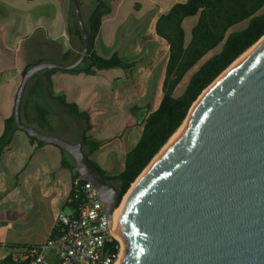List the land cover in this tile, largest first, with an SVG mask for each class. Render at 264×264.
Returning a JSON list of instances; mask_svg holds the SVG:
<instances>
[{
	"label": "crops",
	"instance_id": "obj_1",
	"mask_svg": "<svg viewBox=\"0 0 264 264\" xmlns=\"http://www.w3.org/2000/svg\"><path fill=\"white\" fill-rule=\"evenodd\" d=\"M186 1L79 0L84 24L97 6L98 12L102 13L89 51L106 59L117 54L125 62L134 61L135 66L131 70L121 69L119 74L108 75L106 83L95 79L102 75L103 70L96 71L94 75L57 71L41 74L38 78L44 83L43 91L30 102L45 104L55 114L54 117L68 119L69 115L52 99L64 98L65 102L76 104L80 111L88 113L94 128L87 133L89 136L113 138L92 154L100 159L99 166L108 176L122 171L113 174L105 167H115L120 160L123 164L125 153L140 137L141 123L157 109L161 99L168 45L155 34L156 20L174 4ZM104 6L107 11L103 12L101 8ZM262 13L264 3L256 15ZM197 20V15L183 20L184 46L190 42L191 30ZM75 21L73 0H0V139L5 120L13 116L23 71L28 66L44 62L69 65L79 57L82 48L74 33ZM187 22L190 36L187 35ZM244 23L248 24V20L232 26L227 33L243 30L246 28ZM161 52L166 55L158 77ZM152 80L155 84L153 108L147 101ZM32 85L33 82L28 83L24 98ZM32 91L29 90L28 95L32 96ZM49 119L51 126L57 127L53 116ZM94 124H99V131ZM31 126L38 128L35 122ZM70 162V157L57 146L39 145L18 130L12 133L8 143H0V264H6V258L17 262L13 257L15 251L46 242L57 215L71 212L67 204L74 179ZM42 220L45 223L42 234L22 233L24 227Z\"/></svg>",
	"mask_w": 264,
	"mask_h": 264
},
{
	"label": "water",
	"instance_id": "obj_2",
	"mask_svg": "<svg viewBox=\"0 0 264 264\" xmlns=\"http://www.w3.org/2000/svg\"><path fill=\"white\" fill-rule=\"evenodd\" d=\"M73 6L83 42L79 57L69 65L31 66L17 90L13 118L28 136L72 158L74 171L96 188L111 222L118 192L89 165L82 143L67 142L21 120L25 90L36 73L72 70L88 55L90 38L79 0ZM261 39L207 90L188 113L183 130L132 191L117 221L123 244L120 264H264Z\"/></svg>",
	"mask_w": 264,
	"mask_h": 264
},
{
	"label": "trees",
	"instance_id": "obj_3",
	"mask_svg": "<svg viewBox=\"0 0 264 264\" xmlns=\"http://www.w3.org/2000/svg\"><path fill=\"white\" fill-rule=\"evenodd\" d=\"M263 3L264 0H187L185 3L174 4L167 13L158 17L155 23V34L168 45V58L161 86V99L157 109L150 112L141 123L142 130L140 137L134 147L125 153L123 169L115 176H108L102 167L89 158L93 153L113 141V138L96 140L92 136H89L87 133L91 130L92 126L88 113L80 111L76 104L65 102L64 98L52 97L56 105L64 110L80 126L79 141L82 143L83 148H85V157L89 165L105 181L111 180L115 183L118 189L119 202L132 183L135 182L138 176L183 124L190 108L201 93L237 58L264 36V13L256 15V12L262 7ZM97 9L98 6L92 12L89 21L85 23L89 33L90 47L92 46L94 36L98 32L102 16V13L98 12ZM101 9H103V12L107 11L105 6ZM196 15L198 16V20L191 30L190 42L187 46H184L182 22L185 18ZM243 20H248L246 28L238 32L227 33L229 28ZM74 33L78 37L82 48V35L77 21L74 24ZM219 45H221L220 51L198 67L190 76L183 92L175 97L173 92L186 73L202 57ZM134 66V61L125 62L117 54H113L110 58L106 59L96 56L89 51L83 63L77 68L69 71L60 69L40 71L29 81L30 83L33 82L32 87L29 88V90H33L32 96H30V93L28 95V90L21 105V120L28 126H31L35 122L38 128L31 127L46 134L51 132L50 135H54V132L60 131L62 127H58L59 125L63 126L65 124V118L54 117L55 114L51 112L47 105L30 102L33 97L37 98L43 91L44 83L38 81L41 74L62 71L94 75L98 70L113 68L131 70ZM30 67L28 66L23 71V75ZM50 116H53L57 127L51 126ZM16 130L24 132L17 128L14 118L11 116L5 120L4 133L0 139V143H8L12 133ZM28 138L39 145L45 144L33 137L28 136ZM60 150L68 155L62 149ZM70 160L69 168L73 171L74 178H77L79 175L74 171V163L71 157ZM74 196L75 193L71 187L67 199V204L70 207L78 201H75ZM4 262L6 264H23L13 262L9 258H6Z\"/></svg>",
	"mask_w": 264,
	"mask_h": 264
},
{
	"label": "built area",
	"instance_id": "obj_4",
	"mask_svg": "<svg viewBox=\"0 0 264 264\" xmlns=\"http://www.w3.org/2000/svg\"><path fill=\"white\" fill-rule=\"evenodd\" d=\"M71 187L75 201L78 200L71 212L57 215L46 242L15 251V261L50 264L51 254L55 264H118L123 244L114 234L113 217L110 222L96 188L80 177L73 179Z\"/></svg>",
	"mask_w": 264,
	"mask_h": 264
},
{
	"label": "rangeland",
	"instance_id": "obj_5",
	"mask_svg": "<svg viewBox=\"0 0 264 264\" xmlns=\"http://www.w3.org/2000/svg\"><path fill=\"white\" fill-rule=\"evenodd\" d=\"M189 20H193V19H189ZM189 22V21H188ZM188 22L186 23V29H187V35L190 36V30H188ZM247 23H244V26L246 27ZM221 47H217L216 49H214L213 51L209 52L202 60H200V62L198 64H196V66H194L185 76L184 78L182 79V81L180 82V84L177 86V88L175 89L174 91V96L177 97L179 96L190 76L192 75L193 72H195L197 70V68L200 66V64L202 62H204L205 60H207L208 58H210L212 55L218 53L220 51ZM164 55H166V53H163L161 52L160 53V56H161V61H160V67L158 69V77H159V74H161L162 72V59L164 57ZM122 70L121 69H112L111 71L109 70H103L102 72V75H98L96 76V80H98L100 83H106L107 80H108V75L111 74L114 75V74H119L121 73ZM157 83V81H156ZM153 88H155V84H153V80H152V83H151V88L149 90V93H148V105L149 107L153 108L154 104H155V92H152L153 91ZM92 125V124H91ZM58 127H62L60 129V131L58 132H54V136L55 137H58L60 139H63L67 142H70V143H77V142H80L79 141V138H80V126L76 123V121L74 119H72L71 117H69L68 119H65V124L63 126L59 125ZM94 127L95 129H97L98 131L100 130L99 129V124H94ZM91 129H94L93 127H91ZM94 138V136H92ZM108 137V136H106ZM96 140H101L102 138L98 137V138H94ZM83 150L85 151V148H83ZM92 161H94L95 163H97L98 165H100V159H98V157L96 156H93L91 155L89 157ZM120 164H118L117 166L115 167H105V169L109 172V173H113V174H117L120 170L123 169V164L121 162V160L119 161ZM122 201V199H121ZM47 217V216H46ZM44 227H45V223L44 221L42 220L41 222H33L31 224L30 227H24V229H22V233L23 234H29V235H36V234H42L44 232ZM48 262L50 264H55V260H54V256H52L51 254H48Z\"/></svg>",
	"mask_w": 264,
	"mask_h": 264
},
{
	"label": "bare ground",
	"instance_id": "obj_6",
	"mask_svg": "<svg viewBox=\"0 0 264 264\" xmlns=\"http://www.w3.org/2000/svg\"><path fill=\"white\" fill-rule=\"evenodd\" d=\"M262 40V39H261ZM258 44V43H257ZM256 45L252 46L250 49H248L245 53H243L239 58H237L207 89H205L201 95L198 97V99L194 102V104L192 105V107L189 110V114L192 112V110L195 108V106L198 104V102L202 99V97L206 94L207 90H209V88H211V86L213 84H215L217 82V80L223 76L227 71H229L235 64H237L238 62H240L243 58H245L254 48ZM165 51V50H164ZM186 124V120L183 122V124L179 127V129L174 133V135L168 140V142L163 146V148L159 151V153L153 158V160L150 162V164L145 168V170L138 176V178L135 180L134 183H132V185L130 186V188L128 189V191L126 192V194L123 196V199L121 201V204L119 205V207L114 211L112 217H113V221H114V225L116 230H114V234L115 236L121 240V236L119 234V232L117 231V221H118V217L121 214V211L126 203V201L128 200L129 196L131 195L132 191L134 190V188L136 187V185L138 184V182L141 180V178L144 176V174L147 172V170L150 168V166L157 160V158L165 151V149L168 148V146L175 140V138L180 134V132L183 130L184 126ZM123 253V251H122ZM118 264H120V260L118 262Z\"/></svg>",
	"mask_w": 264,
	"mask_h": 264
},
{
	"label": "flooded vegetation",
	"instance_id": "obj_7",
	"mask_svg": "<svg viewBox=\"0 0 264 264\" xmlns=\"http://www.w3.org/2000/svg\"><path fill=\"white\" fill-rule=\"evenodd\" d=\"M108 184H110L111 186H113L116 190H117V192H118V189H117V187H116V185H115V183L113 182V181H111V180H107L106 181Z\"/></svg>",
	"mask_w": 264,
	"mask_h": 264
}]
</instances>
